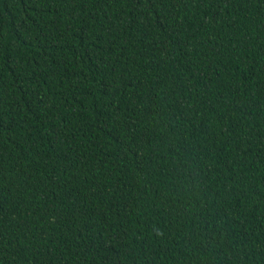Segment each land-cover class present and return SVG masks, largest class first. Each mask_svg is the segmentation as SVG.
Wrapping results in <instances>:
<instances>
[{
  "label": "trees",
  "instance_id": "1",
  "mask_svg": "<svg viewBox=\"0 0 264 264\" xmlns=\"http://www.w3.org/2000/svg\"><path fill=\"white\" fill-rule=\"evenodd\" d=\"M0 264H264V0H0Z\"/></svg>",
  "mask_w": 264,
  "mask_h": 264
}]
</instances>
